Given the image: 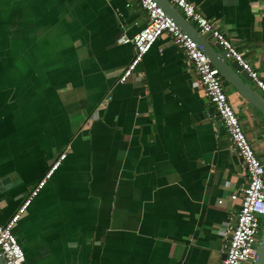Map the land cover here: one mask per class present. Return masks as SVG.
Returning <instances> with one entry per match:
<instances>
[{
	"label": "crops",
	"instance_id": "obj_1",
	"mask_svg": "<svg viewBox=\"0 0 264 264\" xmlns=\"http://www.w3.org/2000/svg\"><path fill=\"white\" fill-rule=\"evenodd\" d=\"M191 2L264 80V0ZM147 24L137 0H0V223L67 152L14 228L27 264H221L248 177L172 36L120 82Z\"/></svg>",
	"mask_w": 264,
	"mask_h": 264
},
{
	"label": "built area",
	"instance_id": "obj_2",
	"mask_svg": "<svg viewBox=\"0 0 264 264\" xmlns=\"http://www.w3.org/2000/svg\"><path fill=\"white\" fill-rule=\"evenodd\" d=\"M137 1L147 13L148 24L133 39L125 36L120 38L121 43L131 42L133 44L134 55L119 80L125 83L134 74L157 39L164 34L172 36L174 42L183 50L187 61L196 71L197 82L204 95L214 105L218 117L224 124L232 142L231 148L241 160L248 177L247 185L230 197L232 201H240V209L235 225L228 230L230 237L225 246L226 251L221 264H252L264 219V162L256 154L243 130L229 100L219 70L211 63L198 43L177 24L157 0ZM168 1L185 18L190 19L201 34H210L223 48L226 55L247 72L264 97V80L245 60L244 55L236 50L231 40L216 27L215 23L202 15L191 0ZM66 157L67 152L61 153L16 213L6 223H0V252L6 264H27L24 250L18 242L14 228Z\"/></svg>",
	"mask_w": 264,
	"mask_h": 264
},
{
	"label": "water",
	"instance_id": "obj_3",
	"mask_svg": "<svg viewBox=\"0 0 264 264\" xmlns=\"http://www.w3.org/2000/svg\"><path fill=\"white\" fill-rule=\"evenodd\" d=\"M164 10L177 22V24L188 33L200 46L203 52L209 57L211 63L219 70L222 78L235 88L239 94L249 102L264 117V97L252 85V80L246 71L236 63L225 52L222 55L218 51L223 48L210 34H201L183 14L168 0H157ZM215 43V44H214ZM260 155V151H255ZM264 162V157H260ZM5 180L0 181V187ZM0 264H6L0 252ZM252 264H264V220L260 228V236L256 246V254Z\"/></svg>",
	"mask_w": 264,
	"mask_h": 264
}]
</instances>
